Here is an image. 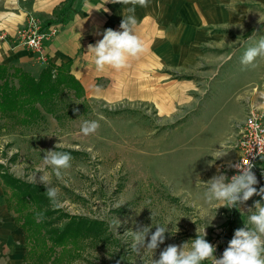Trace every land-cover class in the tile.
<instances>
[{
    "label": "rangeland",
    "instance_id": "rangeland-1",
    "mask_svg": "<svg viewBox=\"0 0 264 264\" xmlns=\"http://www.w3.org/2000/svg\"><path fill=\"white\" fill-rule=\"evenodd\" d=\"M100 4L112 5L113 30H121L123 16H135L144 51L119 71H97L93 62L80 61L79 71L94 75L81 81L73 74L83 86L81 97L62 93L57 115L45 114L31 128L5 126L0 132V171L27 184H34L28 177L37 172L50 176L60 213L47 221L59 232L77 217L103 222L107 232L69 242L51 256L45 238L28 241L16 221L21 216L8 205L13 189L0 183L5 196L0 227L14 223L0 237V264H150L153 254L137 256L132 238L123 235L149 225L152 232L157 225L169 229L153 259L169 244L190 247L197 229L201 236L205 229V239L217 249L233 238L226 241L231 229L245 227L248 210L261 200L254 195L229 209L219 201L207 204L204 193L206 182L225 174L236 159L234 143L249 108L262 105L264 58L245 67L241 57L264 36L259 22L264 0H148L134 13L127 11L131 5ZM140 29L148 34L142 37ZM155 39L168 40L162 53L170 54L156 53ZM88 41L96 43L91 34ZM85 120L98 122L95 134H82ZM48 150L72 156L60 178L43 163ZM115 218L121 221L119 234L109 226Z\"/></svg>",
    "mask_w": 264,
    "mask_h": 264
},
{
    "label": "clouds",
    "instance_id": "clouds-1",
    "mask_svg": "<svg viewBox=\"0 0 264 264\" xmlns=\"http://www.w3.org/2000/svg\"><path fill=\"white\" fill-rule=\"evenodd\" d=\"M110 2L131 5L132 7L127 9L129 13H134L137 5L148 6V0H110ZM259 22H264V17H260ZM136 23L134 15L123 16L120 31L107 28L103 33H97L103 38L94 45L89 44L87 50L97 71H103L106 67L119 71L128 66L131 58L138 57L144 51L142 40L135 34ZM258 57L264 58V36H261L255 44L244 51L241 64L245 67H255ZM74 111L78 110L74 109ZM98 128L97 121L85 120L81 124L80 131L83 135L88 136L95 134ZM58 147H61L59 143L55 145V148ZM222 156L224 155H217L216 158ZM71 160L72 156L69 153L56 150H48L43 157L44 165L52 168L57 178L61 177L62 170L71 167ZM229 167L236 169L237 174L229 179L220 172L208 180L206 182L207 190L204 193L205 202L212 204L214 201H219L222 202L219 207L231 209L245 203L254 195L261 197V200L255 201L253 208L248 210L251 213L248 216V223L245 224V227L234 231L233 238L220 258L214 255L215 246L205 239V229L202 236L197 229V237L191 241L190 247L188 242L181 246L169 244L159 253L158 259H153L155 251L165 241V233L169 231L168 227L162 225L155 226L154 232L151 230V225L137 227L136 230L127 229L123 235L132 238L130 244L132 251L142 258L143 255L152 253L150 264H203L206 260L211 261V264H264V187H260L259 190L255 187L258 180L253 172L254 165L252 163H245L241 159L240 163L229 164ZM37 173H42L39 179H37ZM37 173L30 175L28 181L34 184H43L46 189L45 193L53 206H58V190L50 186V176L43 172ZM121 206L123 205H116V207ZM253 209L254 211H252ZM36 219L38 222L43 219V213H37ZM109 226L119 234L117 229L121 226L120 219H113Z\"/></svg>",
    "mask_w": 264,
    "mask_h": 264
},
{
    "label": "trees",
    "instance_id": "trees-1",
    "mask_svg": "<svg viewBox=\"0 0 264 264\" xmlns=\"http://www.w3.org/2000/svg\"><path fill=\"white\" fill-rule=\"evenodd\" d=\"M73 1L67 0V3L57 10L56 19L50 24L63 22ZM71 63L49 64L38 78L21 68L0 65V132L6 128L5 126L13 130L31 128L42 121L45 114L57 115V100L62 93L71 91L75 96L81 97L84 93L83 86L72 74ZM1 121L5 122L2 124ZM0 183L13 189L11 198L7 199L8 205L10 210L21 216L20 218L17 216L16 221L18 224L21 222L28 241L30 242L33 237L37 243L39 238L42 241L45 238L46 243H51V246L47 247V253L49 252L51 256L55 255L58 248L65 250L69 242L75 243L77 239L89 237L97 239L95 237H101L106 231L103 222L77 217L59 232L55 227H51L47 218L58 215L60 210L52 206L43 185L27 184L1 171ZM37 213H43L40 222H37ZM233 235L234 230L231 229L226 241ZM227 245L226 242L221 244L214 255L218 257L222 254ZM208 264H211V261Z\"/></svg>",
    "mask_w": 264,
    "mask_h": 264
},
{
    "label": "crops",
    "instance_id": "crops-1",
    "mask_svg": "<svg viewBox=\"0 0 264 264\" xmlns=\"http://www.w3.org/2000/svg\"><path fill=\"white\" fill-rule=\"evenodd\" d=\"M66 3L67 0H0V65L9 68H21L38 78L43 69L49 64L61 65L62 63L72 62V74L79 80L93 78V73L88 75V72H80L78 65L80 61L88 62V65L92 62L91 55L87 53L90 44L88 37L90 34L93 35L95 42H97L103 38L102 35L97 33H103L105 29L111 28L110 23L113 18L110 17V12H112V5H110V8L102 7L100 0H89L85 4L81 0H74L72 7L64 17V21L50 24L52 22L50 19H54L53 16H56V11ZM81 3L82 6H80ZM28 14H34L44 24L57 28L56 36L52 38L46 47L47 63L38 62L31 52L14 44V37L20 26L26 21ZM149 26L146 25L147 28ZM140 30L142 31V29ZM147 34V31L141 32L142 37ZM153 45L157 49L156 53L158 52L161 56L166 57L168 53L170 54V52L162 53L163 49H166V45H169L168 40L156 41L155 39ZM158 59L162 61L161 57H158ZM263 186L264 181L258 183L255 187L259 190ZM4 198V190L0 184V206L2 208L1 200L4 202ZM255 200L257 201V199ZM13 224L12 220H8L1 225L0 237L5 238L8 236L5 235L6 230L12 228ZM240 227L241 225H239Z\"/></svg>",
    "mask_w": 264,
    "mask_h": 264
},
{
    "label": "built area",
    "instance_id": "built-area-1",
    "mask_svg": "<svg viewBox=\"0 0 264 264\" xmlns=\"http://www.w3.org/2000/svg\"><path fill=\"white\" fill-rule=\"evenodd\" d=\"M56 34V27L44 24L34 14H28L14 37V44L31 52L38 62L47 63L46 47ZM262 95V105L249 108L240 128L234 143L236 159L232 163H240L241 159L245 163H252L258 183L264 181V93ZM235 174L236 169L226 167L225 175L229 179Z\"/></svg>",
    "mask_w": 264,
    "mask_h": 264
}]
</instances>
